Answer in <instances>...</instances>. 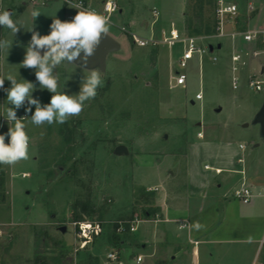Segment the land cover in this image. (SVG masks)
<instances>
[{"label": "rangeland", "instance_id": "1", "mask_svg": "<svg viewBox=\"0 0 264 264\" xmlns=\"http://www.w3.org/2000/svg\"><path fill=\"white\" fill-rule=\"evenodd\" d=\"M23 1L28 2L3 0V10L10 9L11 2L17 5L13 19L22 27L15 36L0 27V39L13 40L9 52L0 51V76L10 74L33 82L36 91L32 96L44 105L52 93L40 89L35 69L20 65L31 40L28 30L34 24L35 31L47 35L53 16L68 21L67 14H77V10L66 8L60 0L37 7L27 3L25 8ZM91 1L99 6L103 0ZM116 1L122 11L111 16L109 34L121 47L107 55L106 69L101 71L104 84L80 115L64 124L37 127L30 122L34 105L31 112L26 111L27 102L16 110L17 118L26 117L30 158L13 166L0 165L4 175L0 181V264H204V244L194 254L188 229L179 228L178 222H164L165 191L171 195L186 180L180 173L185 163L188 181L197 186L213 185L217 180L223 190L232 186L225 182V173L215 175L203 165H214L228 142L236 147L244 144L245 152L252 150L257 134L253 109L264 92L261 56H245L246 65L237 72L239 85L233 88L231 54L240 48V38L233 45L230 37H213L214 0H203L200 12L194 11L196 0ZM34 10L41 15L33 22ZM121 26L138 36L157 39L163 29L174 26L198 38L201 45L222 46L201 57L194 54L185 69L186 83L171 86L172 75L179 70L181 45L140 46ZM214 55L217 61H212ZM87 70L75 62L57 67L60 88L71 76L64 90L77 94ZM249 77L260 80L263 89H252ZM10 87L5 79L0 89V134L11 126L3 116L13 107L6 103L5 89ZM199 91L201 100L195 98ZM117 145L126 146L128 152L115 153ZM187 155L184 163L182 158ZM172 171L177 178H171ZM183 195L186 201L182 203L203 204L200 197ZM86 202L89 213L82 208ZM135 218L134 231L119 229L121 220ZM84 220L99 222L102 232L80 249L74 223ZM109 252L117 253L115 262L108 260ZM139 255L142 261L137 263Z\"/></svg>", "mask_w": 264, "mask_h": 264}, {"label": "crops", "instance_id": "2", "mask_svg": "<svg viewBox=\"0 0 264 264\" xmlns=\"http://www.w3.org/2000/svg\"><path fill=\"white\" fill-rule=\"evenodd\" d=\"M233 1L239 3V27L249 28L263 24L264 0ZM27 3L29 2L23 1L22 7L25 8ZM250 3L255 7L253 12L247 10ZM9 6L8 10L13 12L17 5L11 2ZM32 7L37 6L33 5ZM121 11L122 9H120ZM48 14H50L49 11ZM146 26H148L147 23ZM239 45H241L240 42ZM213 46L214 49L211 53L217 47V45ZM253 47L258 51L257 58L261 56L262 74L264 72V44L256 42ZM263 101L264 92L260 94L259 102L253 109L252 117L257 134L253 138L252 150L245 152L244 144L240 143L236 147L228 142L224 147V154L217 157L218 160L214 165L207 162L203 165L205 170L212 171L215 175L225 173V182L232 183L230 188L227 187L223 190L222 182L219 180L213 185L200 183L198 186L191 183L190 180L188 181V164L185 163L187 155L185 160L182 158L185 165L184 169L180 171L186 175V180L183 179L182 182H179L180 185L176 186L171 195L165 191L167 193L164 198L167 197V200L162 205L164 222H178L179 225L183 220L189 222L188 241L194 245V254L198 253L197 246L204 244V264H264V131L261 124L255 121ZM244 126H248V124L246 123ZM169 178L167 177L163 186ZM171 178H177L173 171ZM243 183L251 189L253 194L250 203H243L235 196V190ZM216 188H219V191ZM186 192L190 199L195 196L200 197L203 204L198 205L194 201L196 206L194 207L191 206V203H182V200L185 199L183 194ZM197 222L202 225L200 229L194 227ZM190 240L198 241V244L195 245ZM217 256L218 258H216Z\"/></svg>", "mask_w": 264, "mask_h": 264}, {"label": "clouds", "instance_id": "3", "mask_svg": "<svg viewBox=\"0 0 264 264\" xmlns=\"http://www.w3.org/2000/svg\"><path fill=\"white\" fill-rule=\"evenodd\" d=\"M77 9V14L71 21H61L53 16L50 24V33L41 35L34 30L33 26L28 30L32 32L31 40L25 48V56L20 64L23 68L35 69L36 82L41 90L46 89L52 93L50 102L41 105L39 99L33 98L32 93L36 91V84L33 82L17 79L13 75L0 76V89L4 87V81L11 82V87L5 89L7 93L8 107L6 115H3L9 125L8 132L0 134V165L13 166L21 160L30 158V137L26 132L24 118H17L16 110L25 105H29L26 111L31 112V106H35V111L31 115L30 122L37 126L64 124L70 118L79 116L86 103L93 100L98 89L103 86L104 80L99 68L87 70L89 58L92 57L103 38L108 37L110 31V20L107 16L95 10L82 8L81 5H71ZM15 12L8 9L0 11V27L11 31L13 36L22 27L13 17ZM34 20L41 15L37 10L31 13ZM13 45V40L0 39V51L9 52ZM83 54V55H81ZM82 60V68L87 70L84 73L80 90L77 94L69 95L65 92V83L71 79L66 78L64 87L60 88V76L55 73V69L62 64H74L75 61ZM9 142L5 143V139ZM196 229L202 225L198 222L194 224Z\"/></svg>", "mask_w": 264, "mask_h": 264}, {"label": "built area", "instance_id": "4", "mask_svg": "<svg viewBox=\"0 0 264 264\" xmlns=\"http://www.w3.org/2000/svg\"><path fill=\"white\" fill-rule=\"evenodd\" d=\"M52 0H28L30 4L33 5H46ZM66 8H72L71 5H81L82 8H87L90 10H95L98 13H101L107 16L111 21V16L120 10L119 4L116 0H103L99 6H96L90 0H60ZM255 9L253 4H248L247 10L253 12ZM0 11H3V0H0ZM154 16L158 14L156 9L153 10ZM76 14L69 13L67 14V20L71 21ZM240 9L239 3L233 0H214V18H215V33L213 37L220 39L223 37H230L234 42L237 38H240L239 49H236L231 54L232 62V77L231 83L233 88H237L239 85V76L237 72L241 67L246 65L245 56L252 55L256 56L258 51L253 47L256 42H261L264 44V23L260 26L243 28L239 27V16ZM230 27V28H229ZM120 29L123 32L128 33L134 43L140 46H155L157 44L163 43L168 47H173L176 44H180L182 47L181 54L177 60L179 70L172 75V84L171 86H180L184 85L187 81V74L185 69L188 66L189 61L194 57V54H199L201 57L202 54H205L209 51L208 45H201L198 41V38L194 36H186L181 33L177 28L171 26L168 29H163L161 31V37L159 39L151 36L149 38H144L136 35L134 32L128 30L125 26H121ZM217 56H212V61H217ZM248 85L255 89L256 91H261L263 89L262 82L253 77H249ZM202 92L199 91L196 93L195 98L197 100L202 99ZM199 137L202 136V133L197 134ZM242 146V145H241ZM208 168L209 166H205ZM218 172V170L216 169ZM24 175V174H23ZM235 196L243 203H250L253 197L251 189L247 187L244 183L240 188L235 190ZM138 220L127 219L121 220L119 222V229H124L127 227L129 231H134L136 228ZM78 231L76 233L77 239L79 241L78 247L83 249L86 245L93 241V239L102 232V226L99 222L84 220L77 221L74 223ZM180 228L189 227V222L183 220L179 225ZM195 245L198 244V241L190 240ZM107 258L111 262H115L118 259L116 252H109ZM142 261V256L139 255L136 258V262L140 263Z\"/></svg>", "mask_w": 264, "mask_h": 264}, {"label": "water", "instance_id": "5", "mask_svg": "<svg viewBox=\"0 0 264 264\" xmlns=\"http://www.w3.org/2000/svg\"><path fill=\"white\" fill-rule=\"evenodd\" d=\"M8 11H10V10H8ZM217 47L220 48L221 44L218 43ZM119 48H120V42L115 37H113L112 35H110L108 33V37L103 38L101 40V43L98 46V48L96 49L95 54L89 58L87 68L99 67L101 71H104L106 69L107 55L109 53H112V52L119 50ZM213 49H214L213 44H210L209 45L210 52H212ZM81 55H83V54H81ZM75 63L82 65V60L75 61ZM255 121H257L261 124L262 130L264 131V101H263V104H262L260 111L256 115ZM114 151L117 154H122L123 152L127 153L128 149L124 145H117ZM61 230L64 231L65 227L64 226L61 227Z\"/></svg>", "mask_w": 264, "mask_h": 264}, {"label": "trees", "instance_id": "6", "mask_svg": "<svg viewBox=\"0 0 264 264\" xmlns=\"http://www.w3.org/2000/svg\"><path fill=\"white\" fill-rule=\"evenodd\" d=\"M210 3H211V1H210ZM189 5L190 4H188V6H187V10H188V8L190 9V7H189ZM198 6V7H197ZM195 8L197 9V10H194V11H202V9H203V0H196V5H195ZM194 7H193V9H195ZM186 13V12H185ZM195 16L197 17V16H199V14L198 13H196L195 14ZM3 172L2 171H0V181H2L3 180ZM82 208L84 209V211L85 212H87V213H89L91 210H90V208L88 207V202H86V203H83L82 204Z\"/></svg>", "mask_w": 264, "mask_h": 264}]
</instances>
